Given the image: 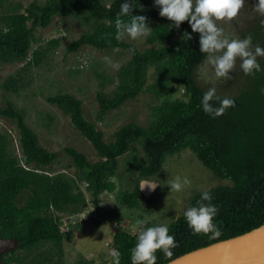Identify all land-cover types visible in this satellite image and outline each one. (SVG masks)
Segmentation results:
<instances>
[{
    "label": "trees",
    "instance_id": "obj_1",
    "mask_svg": "<svg viewBox=\"0 0 264 264\" xmlns=\"http://www.w3.org/2000/svg\"><path fill=\"white\" fill-rule=\"evenodd\" d=\"M123 3L132 6L127 16L120 17L125 22L132 16H146V25L150 28L146 42L150 48L140 51L124 39L115 38V20ZM10 11L0 15V63L24 65L3 83L6 93L17 94L23 87L26 71L40 67L44 54L40 48L32 49L37 41L35 31L49 27L54 17L60 16L77 19L87 27L66 45L67 52L90 46L102 51L121 49L130 56L129 62L117 73L113 96L96 94L100 119L147 88V73L151 67L157 74L158 86L167 82L180 84L184 98L162 102L154 109L157 117L148 127L125 124L115 131L112 142L105 143L103 132L84 117L81 100L67 93L46 97L48 104L70 118L98 156L97 161L91 162L77 150L65 148L78 170L76 179L41 170L54 163L57 154L40 145L37 134L26 123L25 112L6 100L0 115L15 123L22 157L14 154L10 137L0 130V237L15 238L19 242L15 250L2 255L4 264L21 262L14 257L15 251L32 252L44 244H51L57 255H61L63 235L53 212L80 213L87 206L86 193L97 206L100 194L115 190L111 179L116 176L118 158L134 150V145L144 153V164L135 167L140 178L157 175L167 156L189 149L214 176L233 182L231 187L204 190L211 193V203L218 208L213 222L221 235L211 238L210 233L193 234L183 212L167 226L177 244L172 249V257H164L157 250L156 264H166L188 252L264 224V70L251 74V88L231 98L235 102L233 107L213 117L203 111L201 100L206 91L195 78L196 70L207 58V54L200 51V34L192 32L187 21L177 27L161 17L154 0H136V3L133 0H110L109 3L107 0H45L29 3L23 12L18 8ZM249 34L252 42L264 47L262 23ZM59 43V39L49 41L53 48ZM260 65L264 69V62ZM214 103L219 106L218 102ZM82 181L86 183L85 191L78 187ZM202 192L194 194L187 207L196 206ZM140 198L139 185L135 183L132 192L124 193L120 202L134 209ZM137 236L124 230L113 234L111 247L121 253L120 264H131V249ZM78 264L92 263L81 261Z\"/></svg>",
    "mask_w": 264,
    "mask_h": 264
},
{
    "label": "rangeland",
    "instance_id": "obj_2",
    "mask_svg": "<svg viewBox=\"0 0 264 264\" xmlns=\"http://www.w3.org/2000/svg\"><path fill=\"white\" fill-rule=\"evenodd\" d=\"M33 1L45 2L0 0V15L13 8L23 12V8ZM109 2L110 0H107V3ZM254 2L255 0H248V4L231 22H217V26L224 29V34L229 39H243L249 31L262 23L264 18L252 10ZM86 30L87 27L77 19L60 16L54 17L49 27L36 30L37 41L32 49H42L44 60L40 67L26 71V76L22 78L23 87L17 94L6 93L2 85L9 76L15 75L24 63H0V109L5 108L6 100L12 102L16 109H22L26 123L37 134L40 145L57 154L55 162L41 170L50 175L64 174L74 179L79 173L65 148L77 150L91 162L97 161L98 156L90 142L72 125L70 118L56 106L48 104L46 97L67 93L81 100L84 117L103 132L105 143L112 142L115 131L125 124L135 123L148 127L157 117L154 109L162 102L184 98V89L180 84L167 82L164 86H158L157 74L151 67L147 73V88L100 119L96 94L101 92L107 97L113 96L118 83L117 73L129 62L130 56L121 49L102 51L90 46H82L76 52H67L66 45ZM146 38L147 36L131 39L125 35L123 39L143 51L151 47ZM52 39H59L57 48L49 45ZM256 46L258 43L252 42L249 50L254 52ZM210 55L212 58L216 56ZM207 59L208 56L195 72L197 84L206 92L215 88L217 96L231 99L251 88L252 76L243 73L239 57L225 78L215 77L214 66L207 63ZM257 62L262 64L264 57H257ZM0 130L10 137L11 150L21 158L15 123L0 115ZM134 147V150L118 158L116 176L111 179L115 190L100 194L97 206H94L90 195L86 193L87 206L80 213L53 212L63 235L61 255H57L56 248L51 244H44L32 252L15 251L14 257L21 262L16 261L14 264H78L81 261L112 264L111 238L115 232L124 230L138 235V232L131 230L135 220L146 221L140 226L141 229L168 226L185 211L189 199L194 194L211 188L233 186L231 180L214 176L189 149L167 156L162 170L157 175L140 178L135 167L144 164V153L138 145ZM176 176L186 177L190 181V184L179 192L172 191L169 184ZM146 182H155L157 186L149 191L145 186ZM135 183L139 185L141 198L134 209H129L121 204V196L132 192ZM78 187L85 191L86 183L79 182ZM95 214H99V220L93 219Z\"/></svg>",
    "mask_w": 264,
    "mask_h": 264
},
{
    "label": "clouds",
    "instance_id": "obj_3",
    "mask_svg": "<svg viewBox=\"0 0 264 264\" xmlns=\"http://www.w3.org/2000/svg\"><path fill=\"white\" fill-rule=\"evenodd\" d=\"M133 2L136 3V0ZM154 4L159 8L161 17L174 22L177 27L187 21L191 31L200 34V51L207 54V63L214 66L216 78L227 77L237 57L242 61L240 68L245 75L264 70L257 62V57H264V47L258 45L254 52L250 51L249 47L252 44L250 34L243 39H229L224 34V29L217 26L219 21L231 22L236 18L240 10L248 4V0H154ZM252 10L264 18V0H255ZM131 11L132 6L129 3L120 5V13L115 20L117 40H122L125 35L131 39H137L146 37L150 33V28L146 25V16H132L127 22L120 18L127 16ZM262 26H264V20H262ZM210 54H216L215 58H212ZM214 102H218L219 106H214ZM234 104V100L230 98L221 99L217 96L215 88L205 92L201 100L203 111L213 117L222 115ZM169 184L172 191L179 192L188 186L190 181L186 177L176 176ZM145 186L152 191L157 184L146 182ZM211 201V193L203 191L196 206H189L184 211V218L193 234L210 233L211 238L221 235L219 228L213 222L218 208ZM145 223L146 221L143 220H135L131 226L133 232H138L137 242L131 249V264H156L157 250H160L164 257H172V249L176 248L177 244L174 236L169 234L168 227L160 225L141 229L140 226ZM110 255L112 264H120L121 253L118 250L113 249Z\"/></svg>",
    "mask_w": 264,
    "mask_h": 264
},
{
    "label": "water",
    "instance_id": "obj_4",
    "mask_svg": "<svg viewBox=\"0 0 264 264\" xmlns=\"http://www.w3.org/2000/svg\"><path fill=\"white\" fill-rule=\"evenodd\" d=\"M18 244L15 238L0 237V264H4L2 255L15 250ZM166 264H264V224L188 252Z\"/></svg>",
    "mask_w": 264,
    "mask_h": 264
},
{
    "label": "built area",
    "instance_id": "obj_5",
    "mask_svg": "<svg viewBox=\"0 0 264 264\" xmlns=\"http://www.w3.org/2000/svg\"><path fill=\"white\" fill-rule=\"evenodd\" d=\"M93 219H94V220H99V214H95V215H93Z\"/></svg>",
    "mask_w": 264,
    "mask_h": 264
}]
</instances>
